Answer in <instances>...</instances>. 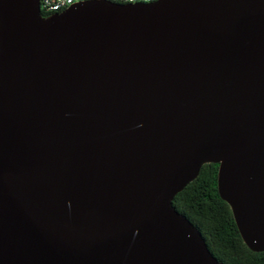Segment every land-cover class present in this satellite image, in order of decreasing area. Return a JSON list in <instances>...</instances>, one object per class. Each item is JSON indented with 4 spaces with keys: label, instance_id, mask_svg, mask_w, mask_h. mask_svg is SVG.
<instances>
[{
    "label": "water",
    "instance_id": "1",
    "mask_svg": "<svg viewBox=\"0 0 264 264\" xmlns=\"http://www.w3.org/2000/svg\"><path fill=\"white\" fill-rule=\"evenodd\" d=\"M205 164L264 252V0H0V264H226Z\"/></svg>",
    "mask_w": 264,
    "mask_h": 264
},
{
    "label": "trees",
    "instance_id": "2",
    "mask_svg": "<svg viewBox=\"0 0 264 264\" xmlns=\"http://www.w3.org/2000/svg\"><path fill=\"white\" fill-rule=\"evenodd\" d=\"M52 14H45L50 16ZM218 164H205L173 205L202 232L212 253L226 264H264V252L251 251L241 237L231 207L218 190Z\"/></svg>",
    "mask_w": 264,
    "mask_h": 264
},
{
    "label": "built area",
    "instance_id": "3",
    "mask_svg": "<svg viewBox=\"0 0 264 264\" xmlns=\"http://www.w3.org/2000/svg\"><path fill=\"white\" fill-rule=\"evenodd\" d=\"M84 0H41V11L45 14L60 13L71 5L81 2ZM120 4H130V3H152L157 0H110Z\"/></svg>",
    "mask_w": 264,
    "mask_h": 264
}]
</instances>
